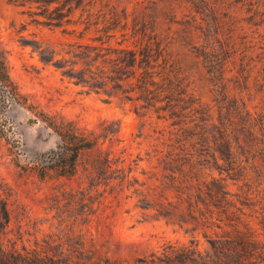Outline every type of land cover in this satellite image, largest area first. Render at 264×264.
Wrapping results in <instances>:
<instances>
[{"label":"trees","instance_id":"16d2710c","mask_svg":"<svg viewBox=\"0 0 264 264\" xmlns=\"http://www.w3.org/2000/svg\"><path fill=\"white\" fill-rule=\"evenodd\" d=\"M183 1L192 15L174 22L196 34L192 53L206 73L212 104L193 94L170 42L146 23L134 20L129 27L121 20L126 16L92 12L90 0L24 1L30 8L35 5L28 10L33 22L68 33L76 29L66 26L83 25L79 38L94 32L90 43L68 44V57L41 50L43 62L74 84L106 99L118 97L138 115L154 114L164 123L159 149L148 157L155 159L157 170H142V180L132 174L122 151L110 148L119 141L117 120H103L92 130L73 121L50 122L59 142L37 154L28 169L41 181L80 174L88 188H101L100 195L129 192L137 206L178 226L189 241L167 242L132 260L116 261L86 246L83 228L75 222L61 220L57 234L33 247L22 240L19 245L22 237L7 238L10 202L0 192V264H264V42H238L236 16L226 7L239 4L249 13L247 21L259 16L264 22V0H232L222 6L216 0ZM129 39L132 44H124ZM26 101L0 42V137L11 129L6 110ZM200 239L206 243L203 250Z\"/></svg>","mask_w":264,"mask_h":264},{"label":"rangeland","instance_id":"374dc122","mask_svg":"<svg viewBox=\"0 0 264 264\" xmlns=\"http://www.w3.org/2000/svg\"><path fill=\"white\" fill-rule=\"evenodd\" d=\"M24 1L0 0V42L8 51L10 75L27 98L26 105L16 104L6 110L4 117L11 129L6 137H0V192L8 195L11 210L7 238L22 237L17 239L19 245L22 240L33 247L46 235L57 234L59 221L75 222L77 229L83 228L86 246L116 261L132 260L160 249L167 242L187 243L189 234L155 217L153 211L137 206V198L129 192L107 191L100 195L101 188H88L80 174L72 179L41 181L28 169L37 154L59 142L50 122L73 121L82 129L92 130L103 120H117L119 141L110 148L115 153L122 151L125 163L133 167L132 174L142 180L145 176L142 170H157L155 159L148 157L154 154V149H159V129L164 123L154 114L138 115L131 103H124L118 97L106 99L101 92L74 84L52 63L43 62L41 50H55L57 58L68 57L65 54L68 44L90 43L94 32L79 38L78 31L83 25L66 26L67 30L76 29L75 33H68L62 28L33 22L28 10H35V5L30 8ZM90 1L94 4L92 12L104 13L107 18L113 14L126 16L121 20L127 21L129 27L135 20L146 23L150 29L155 28L161 38L170 42L169 49L181 60L193 94L202 103L212 104L206 73L192 53L196 34L174 22L192 15L186 2ZM216 1L222 6L232 0ZM226 7L236 16L234 34L238 42L253 40L257 45L264 42V22H260L259 16L249 22V13L239 4ZM77 17L78 11L74 19ZM117 39H121L119 33ZM132 41L129 39L124 44H132ZM103 147L108 148L109 143L105 142ZM198 247L203 250L206 243L200 239Z\"/></svg>","mask_w":264,"mask_h":264}]
</instances>
